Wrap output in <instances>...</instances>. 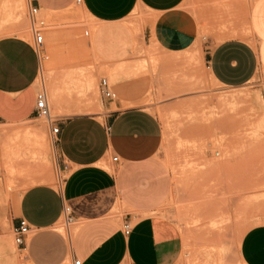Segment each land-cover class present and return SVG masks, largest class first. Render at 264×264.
Returning <instances> with one entry per match:
<instances>
[{
    "label": "rangeland",
    "instance_id": "rangeland-1",
    "mask_svg": "<svg viewBox=\"0 0 264 264\" xmlns=\"http://www.w3.org/2000/svg\"><path fill=\"white\" fill-rule=\"evenodd\" d=\"M229 2L184 0L181 7L196 18L198 34L195 43L181 52L167 51L151 37L145 41L144 29L154 20L145 10H134L123 20L130 39L106 44L114 55L118 43V55L128 58L105 61L95 48L98 21L81 6L47 16L38 11L30 17L27 0H0V36L15 34L32 42V26L44 33L45 51L39 53L41 69L34 85L44 88L52 116L101 115L102 104L112 102L113 109L136 105L159 118L162 139L158 154L172 176L171 192L159 212L181 235V253L175 264H243L239 244L244 231L264 224V80L253 78L240 87L223 86L211 79L203 59V37L224 32L225 36L248 35L243 11L229 9L234 6ZM232 21H239V29L224 26ZM117 70L128 72L123 83L138 84L129 83L127 88L116 84L113 74L121 78ZM102 77L112 86L115 98L101 95ZM93 107L99 110H87ZM30 122L33 126L11 132L0 129V239L9 243L6 250L0 246V264H24L25 251L14 243L6 217L26 188L23 184L29 182L16 185L18 180L34 174L31 184L40 177L52 186L58 182L53 162L41 158L38 150L43 143L51 145L46 118ZM13 134L19 138L10 140ZM10 141L16 147L15 171ZM49 156L52 158V148ZM75 226L67 228L61 217L51 229L56 227L59 232L54 231L68 244ZM31 236L32 232L27 241Z\"/></svg>",
    "mask_w": 264,
    "mask_h": 264
},
{
    "label": "crops",
    "instance_id": "crops-1",
    "mask_svg": "<svg viewBox=\"0 0 264 264\" xmlns=\"http://www.w3.org/2000/svg\"><path fill=\"white\" fill-rule=\"evenodd\" d=\"M183 2L27 0L30 7H36L45 16L73 5L81 6L98 21L95 48L105 61L128 58L127 54L118 55V43L114 55L106 50V44L130 39L123 20L137 9L145 10L154 20L144 29L145 41L151 37L170 52L190 48L197 40L198 22L181 7ZM229 3L234 5L229 9L243 11L242 23L248 35L225 36L224 32L203 37L205 66L211 79L226 87H240L253 78L263 81L264 0ZM239 25V21L224 24L238 29ZM125 49L129 52L130 47ZM40 69L41 57L33 41L15 34L0 36V129L11 132L33 126L30 121L38 117L34 83ZM120 74V79L113 74L116 84L122 83L126 88L129 83L138 84L123 83L128 80L124 77L128 72ZM99 113L57 118L52 125L46 120L51 145L43 143L38 150L41 158L53 162L58 182L52 186L40 181V177L31 184L34 174L19 179L16 185H22L23 180L29 182L23 184L26 188L6 216L11 227L18 218H24L30 226L32 236L27 241V235L21 245L24 264H71L73 258H79L83 264H175L181 253V235L175 224L159 212L172 189L171 173L158 154L162 139L159 118L136 105L113 109L112 102H104L101 115H95ZM52 126L58 127L54 134ZM12 138L19 137L13 134L9 139ZM9 143L12 148V142ZM11 150L15 171L16 147ZM11 157L9 150L8 178ZM2 161L0 140V165ZM65 207L72 217L67 228L76 225L68 244L55 232L56 227L55 231L51 229L64 217ZM124 223L130 225L128 231H124ZM0 246L6 250L9 243L0 239ZM239 255L243 264H264V224L245 231Z\"/></svg>",
    "mask_w": 264,
    "mask_h": 264
},
{
    "label": "built area",
    "instance_id": "built-area-1",
    "mask_svg": "<svg viewBox=\"0 0 264 264\" xmlns=\"http://www.w3.org/2000/svg\"><path fill=\"white\" fill-rule=\"evenodd\" d=\"M79 1V0H77ZM38 9L36 7H30L29 9V15L30 17H33L37 14ZM32 30V36H33V47L35 51L38 53L42 52L44 53L45 47H44V33L40 29H36L34 26L31 28ZM85 35H87V32H85ZM99 91L101 95L104 98L107 99H113L116 97V93L113 91L112 86L109 84L108 80L105 77H102L99 81ZM264 102V97H263ZM35 114L38 117L46 118L49 124H53L57 118L55 116L51 115L50 106L47 100V95L44 90V88L37 89L36 92V103H35ZM58 130L57 126L51 127V132L54 134ZM113 160H116V157H113ZM60 181L62 178L60 177ZM64 213V220L65 223L68 224L72 221V217L69 214V208L65 207L63 210ZM124 231H128L130 229V225L128 223L123 224ZM12 237L13 241L16 244V246H21L25 240V237L30 232V226L28 222L24 218H18V221L16 224H14L11 227ZM71 264H83L79 258H73L71 261Z\"/></svg>",
    "mask_w": 264,
    "mask_h": 264
},
{
    "label": "bare ground",
    "instance_id": "bare-ground-1",
    "mask_svg": "<svg viewBox=\"0 0 264 264\" xmlns=\"http://www.w3.org/2000/svg\"><path fill=\"white\" fill-rule=\"evenodd\" d=\"M22 9V8H21ZM2 20V19H1ZM50 32H51V30H50ZM52 32H54V30H52ZM61 33V32H60ZM53 34V33H52ZM58 35V34H57ZM27 36V35H26ZM61 36V35H60ZM62 37V36H61ZM60 37V38H61ZM74 38V36H73V34H70L69 35V39H73ZM56 39V38H55ZM216 80V79H215ZM220 99H222V98H220ZM230 99V98H229ZM222 102V101H221ZM224 102V101H223ZM227 102H225L224 104H226ZM220 104V103H219ZM223 104V103H222ZM223 104V105H224ZM226 106V105H225ZM88 111H93V110H95V108H88L87 109ZM262 118H263V116H262ZM261 121L263 122V120L261 119ZM38 137V136H37ZM42 137V136H41ZM44 139V138H43ZM51 179V178H50ZM52 180V179H51ZM248 230V229H247ZM246 231V230H245ZM245 231H244V233H245ZM5 240V239H4Z\"/></svg>",
    "mask_w": 264,
    "mask_h": 264
}]
</instances>
